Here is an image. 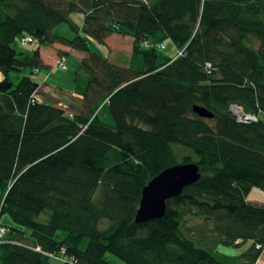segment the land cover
I'll return each instance as SVG.
<instances>
[{"label": "trees", "instance_id": "1", "mask_svg": "<svg viewBox=\"0 0 264 264\" xmlns=\"http://www.w3.org/2000/svg\"><path fill=\"white\" fill-rule=\"evenodd\" d=\"M78 10L98 41L132 37L129 65L81 32H53ZM25 35L35 48L18 43ZM166 41L176 54L157 48ZM56 43L86 54L76 111L34 98L40 47ZM0 70V264H116L108 253L123 264H256L264 204L247 197L264 191V0H0ZM107 98L113 124L98 110ZM232 104L258 119L239 121ZM187 162L200 180L163 217L136 223L144 186ZM62 251L71 263L52 259Z\"/></svg>", "mask_w": 264, "mask_h": 264}, {"label": "rangeland", "instance_id": "2", "mask_svg": "<svg viewBox=\"0 0 264 264\" xmlns=\"http://www.w3.org/2000/svg\"><path fill=\"white\" fill-rule=\"evenodd\" d=\"M85 13L83 11H73L69 14L68 20L57 24L53 28V32L65 37H73L76 33L81 32L88 40L89 46L91 49L103 57L110 58L114 63L119 65L127 66L131 62L132 58V37L131 36H123L121 34H116L112 38H110L107 43L100 42L97 39L87 35L82 31V26L84 22ZM166 44V48L164 49V53L168 54H176V47L173 45L171 41L163 42ZM37 43L31 45V48H35ZM253 46L256 49L260 48V42L254 40ZM18 49L19 44L16 46ZM44 48V54L46 59L54 60L51 58L52 48L51 46H41ZM31 52V51H29ZM28 53V52H27ZM54 53V52H53ZM59 55V53H58ZM61 56H59L60 58ZM58 61V60H57ZM54 64V63H52ZM79 62L75 56V54H69L66 57V66L67 69H63L62 67L54 64L53 66H42L41 70L37 73H34L32 76L39 83V94L41 99L50 104H54L56 106H60L62 108L74 109L75 107V99L76 93L75 90V82L74 77L76 71L79 67ZM29 69H25L23 71H14L11 73V80L16 85L20 78L26 74ZM4 78V74L0 70V81ZM98 110H100V116L103 120L108 123L113 124V117L107 107L104 104V100L101 101L98 105ZM212 123V122H211ZM247 200L250 202L257 203L258 205L264 204V191L254 187L248 197ZM1 222L7 225L12 224V220L8 215H3L1 218ZM248 246L245 245L240 249L235 248H227L222 247V251L227 253H238L239 251L245 249ZM108 258L115 262L116 264H123V262L117 258L116 256L108 253Z\"/></svg>", "mask_w": 264, "mask_h": 264}, {"label": "water", "instance_id": "3", "mask_svg": "<svg viewBox=\"0 0 264 264\" xmlns=\"http://www.w3.org/2000/svg\"><path fill=\"white\" fill-rule=\"evenodd\" d=\"M193 110L200 117L213 118V113L201 105ZM202 174L195 162L169 166L154 176L142 189L140 205L135 217L136 223L163 217L167 200L180 195L184 188L200 180Z\"/></svg>", "mask_w": 264, "mask_h": 264}, {"label": "built area", "instance_id": "4", "mask_svg": "<svg viewBox=\"0 0 264 264\" xmlns=\"http://www.w3.org/2000/svg\"><path fill=\"white\" fill-rule=\"evenodd\" d=\"M34 41H35V38L33 36L25 35V36H22L20 38L19 44L22 47H27L30 44L34 43ZM145 45L149 46V43H145ZM157 48L160 49V50H164L166 48V44L165 43H159L157 45ZM57 65L62 67L63 69H67L66 57L65 56H61L58 59V61H57ZM39 71H40L39 68H35L34 69L35 73H37ZM34 98H38V95L35 94ZM104 104H108V98L104 101ZM230 109H231V111L234 113V115L237 117V119L239 121L247 122V121H254V120L258 119V116L256 114L244 112L242 107L239 106V105L232 104ZM8 233H9L8 228L6 226L0 224V241L5 240L7 235H8ZM257 247L260 248V245H257ZM51 257L54 260L62 261V262H69V263H71L72 260H73L72 258H69V257L65 256L64 251H62L60 254H52Z\"/></svg>", "mask_w": 264, "mask_h": 264}, {"label": "crops", "instance_id": "5", "mask_svg": "<svg viewBox=\"0 0 264 264\" xmlns=\"http://www.w3.org/2000/svg\"><path fill=\"white\" fill-rule=\"evenodd\" d=\"M83 27V26H82ZM114 35H116V34H112L111 36H109L107 39H106V43H107V41L110 39V38H112ZM132 41H133V39H132ZM51 46V48H52V54H51V58L54 60L53 62H51L52 60H47L46 59V57H45V54H44V48L43 47H40V54H41V58H42V60H43V66H48V67H50V66H53L54 64H56V62H57V60L59 59V56H65V57H67V55H69V54H75V56H76V58H77V60H78V62L80 63V61H81V59L83 58V57H85V53L84 52H81V51H78V50H75V49H72V48H70V47H68V46H64V45H61V44H58V43H56V44H53V45H50ZM54 52V53H53ZM58 53H59V55H58ZM110 59V58H109ZM52 63H54V64H52ZM42 67V66H41ZM41 67H40V69H41ZM38 95H39V97H40V100H42L41 99V96H40V94H39V89H38ZM76 101H75V107H74V109H71V110H74V111H76L78 108H79V106H80V103H81V100H80V97L76 94V99H75ZM43 101V100H42ZM254 203V202H253ZM256 264H264V250L261 252V255L259 256V258H258V260H257V262H256Z\"/></svg>", "mask_w": 264, "mask_h": 264}, {"label": "bare ground", "instance_id": "6", "mask_svg": "<svg viewBox=\"0 0 264 264\" xmlns=\"http://www.w3.org/2000/svg\"><path fill=\"white\" fill-rule=\"evenodd\" d=\"M18 43H19V41H18Z\"/></svg>", "mask_w": 264, "mask_h": 264}]
</instances>
